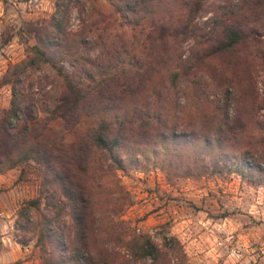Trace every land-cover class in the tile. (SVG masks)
<instances>
[{
    "label": "trees",
    "instance_id": "obj_1",
    "mask_svg": "<svg viewBox=\"0 0 264 264\" xmlns=\"http://www.w3.org/2000/svg\"><path fill=\"white\" fill-rule=\"evenodd\" d=\"M206 1L113 0L114 11L133 31L125 33L117 23L122 29L107 42L109 33L105 39L91 34V7L56 0L48 25L37 31L24 57L8 66L2 77L10 100L0 116V173L27 161L41 165L44 183L57 187L72 221L68 254L63 234L52 235L50 219L42 222L37 242L52 238L58 254L45 264H130L144 258L169 264L170 254L174 264L183 263L175 238L163 237L159 247L125 225L121 215L131 200L116 170L151 164L195 177L210 166L264 188V117L258 118L250 74L252 60L261 55L264 0H225L214 8L208 30L194 22ZM75 4L81 15L79 29L72 31ZM211 57L217 60L214 84L208 81ZM200 66L205 72L196 77L193 69ZM212 92L216 96L209 98ZM55 119L67 125L70 141L52 129ZM43 193L45 203L54 204V191L45 187ZM23 206L36 210L39 199Z\"/></svg>",
    "mask_w": 264,
    "mask_h": 264
},
{
    "label": "rangeland",
    "instance_id": "obj_2",
    "mask_svg": "<svg viewBox=\"0 0 264 264\" xmlns=\"http://www.w3.org/2000/svg\"><path fill=\"white\" fill-rule=\"evenodd\" d=\"M55 1L0 0V116L8 109L10 100V86L3 83L2 77L10 64L24 57L26 48L35 42L37 31L48 25ZM224 1L207 0L197 12L196 25L208 30L214 8ZM78 2H83L85 8H92L89 19L95 22L91 26L94 38L102 34L105 39L104 35L109 33L108 42L113 40L115 30L123 28L125 33L131 32L132 28L124 24L125 19L114 11L113 0ZM79 5L70 8L68 28L72 31L79 29ZM117 23L122 28H118ZM260 38L263 41L261 55L252 60L254 69L250 74L258 93L255 103L260 107L258 118L262 120L264 28ZM186 48L187 44L182 43L179 50L185 54ZM204 53L210 54L211 50L207 48ZM96 54L97 50L89 52L90 56ZM209 63L212 76L208 81L214 84L218 77L217 60L211 57ZM63 69L69 72L71 68L64 63ZM204 70V66L193 69L194 76L203 75ZM215 96L212 92L209 98ZM39 119L41 122L42 116ZM50 125L54 131L65 133L66 142L70 141L71 134L64 122L55 119ZM45 171L41 165L27 161L0 173V264H45L48 258L55 261L58 254L54 240L43 236L37 242L38 229L44 219H50L52 235L63 234L64 253L70 252L72 221L68 208L57 187L44 183ZM115 175L131 200L121 215L125 225L135 234H147L159 247L163 237L166 240L175 238L184 255L182 264H257L261 255L259 249H264L262 184L250 183L226 170L213 172L210 166L203 175L195 177L175 176L151 164L116 170ZM45 187L49 193L54 191L52 205L45 203ZM36 197L39 207L36 210L27 207L24 211L26 201ZM168 257L171 259L169 264L177 262L172 254ZM130 264H149V260H132Z\"/></svg>",
    "mask_w": 264,
    "mask_h": 264
},
{
    "label": "crops",
    "instance_id": "obj_3",
    "mask_svg": "<svg viewBox=\"0 0 264 264\" xmlns=\"http://www.w3.org/2000/svg\"><path fill=\"white\" fill-rule=\"evenodd\" d=\"M259 253L261 255L257 259L258 260L257 264H263L264 263V249H259Z\"/></svg>",
    "mask_w": 264,
    "mask_h": 264
}]
</instances>
